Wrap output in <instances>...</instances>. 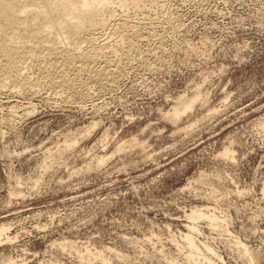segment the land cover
Masks as SVG:
<instances>
[{
  "label": "rangeland",
  "instance_id": "obj_1",
  "mask_svg": "<svg viewBox=\"0 0 264 264\" xmlns=\"http://www.w3.org/2000/svg\"><path fill=\"white\" fill-rule=\"evenodd\" d=\"M158 3L101 80L0 95V264H264V0Z\"/></svg>",
  "mask_w": 264,
  "mask_h": 264
},
{
  "label": "bare ground",
  "instance_id": "obj_2",
  "mask_svg": "<svg viewBox=\"0 0 264 264\" xmlns=\"http://www.w3.org/2000/svg\"><path fill=\"white\" fill-rule=\"evenodd\" d=\"M158 2L159 0H0V95L33 94L37 92L36 87L61 94L68 89H74L72 76L76 72H82L81 70H87L91 72V76L93 73L95 80H101L106 75V70L103 69L105 67L99 66L102 56L109 61L106 60L108 62L106 65H118L124 60L122 57L126 56L127 59L129 53L135 51V44L128 35L132 27L131 21L127 19L118 23L121 28L120 35L118 34L119 41L117 40L114 45L99 42L101 34L115 18L116 8H127L138 13L147 4L155 6L159 4ZM189 108L191 106H186L183 110L174 109L171 120L178 121ZM119 151H122V148ZM221 156L230 161L235 159L230 149H226ZM208 215L196 210L192 220L198 221ZM206 218L215 225L217 219L215 220L214 216ZM196 227L193 225L191 233L184 237L187 247L195 250L199 249H196L198 245L194 237L198 231ZM7 232L5 226L0 227V244ZM9 240L10 238L8 242ZM69 245L68 250L75 249L74 245ZM245 249L244 247V253L248 255L249 249ZM206 250L209 253L208 257L214 253L209 247ZM121 256L118 255V258ZM250 258L251 261H255L251 255ZM203 259L205 261L208 259L209 264H218L215 260ZM92 261L89 264L96 263ZM84 262L87 263L88 260Z\"/></svg>",
  "mask_w": 264,
  "mask_h": 264
}]
</instances>
